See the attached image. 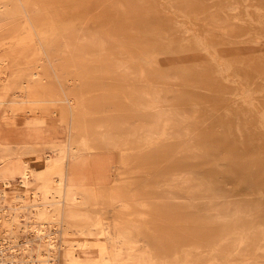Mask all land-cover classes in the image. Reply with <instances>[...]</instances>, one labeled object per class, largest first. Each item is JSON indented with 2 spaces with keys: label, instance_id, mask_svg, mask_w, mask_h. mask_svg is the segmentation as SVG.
Here are the masks:
<instances>
[{
  "label": "rangeland",
  "instance_id": "1",
  "mask_svg": "<svg viewBox=\"0 0 264 264\" xmlns=\"http://www.w3.org/2000/svg\"><path fill=\"white\" fill-rule=\"evenodd\" d=\"M0 259L264 264V0H0Z\"/></svg>",
  "mask_w": 264,
  "mask_h": 264
},
{
  "label": "bare ground",
  "instance_id": "2",
  "mask_svg": "<svg viewBox=\"0 0 264 264\" xmlns=\"http://www.w3.org/2000/svg\"><path fill=\"white\" fill-rule=\"evenodd\" d=\"M85 34L83 33L82 34V36H84ZM98 38L95 36V35H93V40L95 41V42H98L99 41V39L97 40ZM85 40V39H84ZM96 46H98V47H100V52L99 53H97L96 55H95V57L96 58H99V59H106V63L109 65V66H111V68H113V65H114V62H113V58H112V56H110L109 55V53L107 52V50H106V48H105V46H103L102 44H100V43H97V45ZM39 68V67H38ZM118 68V67H117ZM131 71H129V73H130ZM32 77H35V78H38L39 76H38V74L36 73V72H33V74H32ZM70 82H72L73 83V81H70ZM70 84V83H69ZM71 85V84H70ZM120 96H122V95H120ZM71 99V98H70ZM69 102V104L70 105H75V106H79V107H81V104L78 102V100L77 99H71V100H69L68 101ZM83 104H84V102H83ZM73 108V107H72ZM78 108V107H77ZM84 109V108H83ZM80 110H82V108L81 109H75V111H76V113H77V119H78V121L80 122V123H83V126H82V129L84 130V132H85V134H89V132H90V130H89V121H87V119H86V116H85V113H83V112H80ZM81 113V114H80ZM92 121V120H91ZM91 129V128H90ZM20 147H22V146H20ZM51 147V146H50ZM61 147V146H60ZM33 148H35V147H33ZM44 156H45V153H44ZM40 157H41V155H40ZM83 157V156H82ZM15 158V157H14ZM46 159V158H45ZM17 160V159H16ZM13 161V160H12ZM25 161V160H24ZM46 161V160H45ZM9 162V161H8ZM18 163V162H17ZM31 163V162H30ZM34 163V162H33ZM45 164V163H44ZM43 165V164H42ZM41 165V166H42ZM45 166V165H44ZM35 167V166H34ZM37 167V166H36ZM39 167V166H38ZM37 170V169H36ZM31 176H32V171L30 170V169H27L24 173H23V175H22V177H21V183L23 184V185H26V183H27V181L31 178ZM13 181V180H12ZM62 178H58L57 180H56V184H61L62 183ZM20 182V181H19ZM69 182V181H68ZM5 184L6 185H8L9 184V182L7 181V180H5ZM69 184V183H68ZM53 185V184H52ZM62 186V185H61ZM82 195V194H81ZM70 196V195H69ZM75 199V198H74ZM88 200V199H87ZM75 201V200H74ZM77 202V201H76ZM80 202V201H79ZM82 203V202H81ZM80 203V204H81ZM72 204V203H71ZM75 205V204H74ZM83 215H85V214H83ZM98 232V231H97ZM40 235V234H39ZM51 239V238H50ZM99 240V239H98ZM97 241V240H96ZM53 242V241H52ZM51 242V243H52ZM55 242V241H54ZM53 245V244H52ZM83 246V245H82ZM51 247V246H50ZM53 249V248H52ZM83 249V248H82ZM86 249V248H85ZM84 254V253H83ZM85 254H86V252H85ZM88 254H90V253H88ZM93 254V253H92ZM4 255V254H3ZM96 255V254H95ZM0 264H7V263H4L3 261H2V259H0Z\"/></svg>",
  "mask_w": 264,
  "mask_h": 264
}]
</instances>
